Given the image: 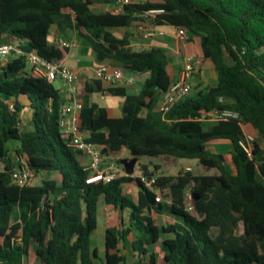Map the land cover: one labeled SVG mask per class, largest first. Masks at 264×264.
Returning a JSON list of instances; mask_svg holds the SVG:
<instances>
[{
  "label": "trees",
  "instance_id": "16d2710c",
  "mask_svg": "<svg viewBox=\"0 0 264 264\" xmlns=\"http://www.w3.org/2000/svg\"><path fill=\"white\" fill-rule=\"evenodd\" d=\"M115 2L0 0V43L19 40L22 50L0 68V264H29L32 253L36 264H94L99 256L92 236L102 199L118 213L128 212V224L107 228L102 264H126L121 244L133 251L135 264L161 259L164 264H264V147L256 140L249 156L240 145L245 127L264 140V0H132L120 13L93 7ZM152 9H164L154 17L156 24L183 28L190 41L198 39L202 56L217 72L215 84L191 92L165 115L160 100L177 80L169 54L162 47L131 45V28ZM54 24L76 28L98 60L117 62L133 74L149 72L138 93L122 86L105 89L98 78L85 82L81 128L89 141L106 156L128 150V159L161 157L166 165L195 159L216 171L156 175L159 165L152 171L142 163V175L156 178L152 188L133 174L90 181L82 155L60 127L68 98L28 63L32 51L49 59L64 57L68 48L49 42ZM113 29L125 32L119 36ZM103 90L124 98L122 116L111 117L91 101L92 92ZM22 98L33 110L31 125L23 128L18 125ZM224 109L238 116L215 122L197 118L203 110ZM217 139L231 142L235 170L225 154L208 149ZM18 155L41 183L16 184ZM126 185L137 188L135 197ZM153 212L172 220L160 224Z\"/></svg>",
  "mask_w": 264,
  "mask_h": 264
},
{
  "label": "crops",
  "instance_id": "0c3cea01",
  "mask_svg": "<svg viewBox=\"0 0 264 264\" xmlns=\"http://www.w3.org/2000/svg\"><path fill=\"white\" fill-rule=\"evenodd\" d=\"M136 1V0H135ZM103 3H95V7H100ZM109 5V3H106ZM111 7L113 4H110ZM107 11V10H105ZM103 12V11H97ZM73 18V16H72ZM146 17H144V20ZM143 21H138L135 26L131 28L132 36H131V45L135 49H143V48H151V47H162L164 48L167 53L169 54L170 58V72L172 78L178 79L182 75V71L184 69V62L187 56H191L196 63V72L195 74L189 79V82L192 86V92H199L205 90L207 87L215 84L217 82V72L214 67V64L209 59H205L201 54V46L198 39H194L189 41L188 43L181 42L177 37V28L171 25H159L154 22L156 25L154 35L151 37H143V35L138 30V25ZM113 31L119 35L123 36L125 30L124 29H113ZM66 38L68 40H72L74 45L68 48L67 52L65 53L64 57L61 59V62L73 68L77 74L78 78L76 79L74 86L77 89L76 93H70L68 90L67 84L58 79L63 84V88L60 89L62 95L68 98L67 104H71L75 101H80V94L83 91V86L86 81H90L96 78V71L97 69L103 65L108 64L110 68L114 67H122L119 63L114 61H100L97 58V55L93 49V46L89 40H87L80 32L74 28L73 26H64L60 28L57 24H54L50 29L49 34V42L50 44L57 45V41L59 38ZM6 38V37H5ZM15 56L12 54L10 59ZM124 80L120 81L117 84H109L102 81L103 87H125L129 93H138L144 84L145 79L149 76V72H144L141 74H133L131 72L124 71ZM194 78V79H193ZM131 79V80H130ZM197 80L196 83L194 81ZM159 99L161 98V94L157 93ZM90 99L93 102L98 103L100 106L106 107L109 116L111 117H119L122 116V106L124 104V98L120 96H114L108 93L106 90L103 91H95L90 94ZM21 101L24 105H28V101L26 98H22ZM23 127H29L22 124ZM249 131H253L247 128ZM86 134V132H84ZM87 136V135H86ZM223 146V147H222ZM208 149L215 153H223L227 156L224 152L225 149L228 148V153L232 150V144L228 140L217 139L211 141L207 145ZM128 152V150H122L120 152V156L123 152ZM121 156L120 158H122ZM123 159V158H122ZM16 158L14 159V165L16 164ZM150 169L153 171L156 169L154 162H151ZM3 167V164L0 163V168ZM187 168L189 166H186ZM126 191L129 192L134 197L137 195V188L131 185L125 186ZM101 213L102 217L99 216ZM128 212L118 213L112 206L106 204V202L102 199L99 203V212H98V220H99V227L97 231L92 236V248L97 250L99 259L94 260V264H102L101 259L104 258L106 253L105 248V233L107 228L109 227H120V225L125 222L128 224ZM152 216L158 221V218H168L169 220L164 219L160 224H165L172 219L168 214H160L157 212H153ZM101 230V231H100ZM98 231L102 232V244L99 243V233ZM101 237V235H100ZM135 237V233H132L128 236L129 240H133ZM101 239V238H100ZM101 245L103 248H101ZM122 248L121 252L127 256L126 253L129 252L132 255L134 260L133 264H135L136 256L134 255L133 251L128 248H123V244L120 245ZM156 251H159V247H155ZM37 258L32 253L29 257V264H36ZM127 264V263H126ZM159 264H164L162 259L160 260Z\"/></svg>",
  "mask_w": 264,
  "mask_h": 264
},
{
  "label": "built area",
  "instance_id": "2783aa9c",
  "mask_svg": "<svg viewBox=\"0 0 264 264\" xmlns=\"http://www.w3.org/2000/svg\"><path fill=\"white\" fill-rule=\"evenodd\" d=\"M129 3H132V0H116L111 10L120 13L124 10L125 5ZM163 12L164 9H152L146 12V20L138 25V30L143 37L148 38L154 35L156 28L154 17ZM177 37L184 43L190 41L188 32L183 28H177ZM18 43L19 40L12 43H0V68L7 64L12 54L19 55L22 53ZM57 45L63 48H70L74 45V42L61 37L58 39ZM28 63L35 75L45 77L52 82L61 79L67 84L70 93L77 92L73 83L78 78V74L73 68L64 65L61 60L49 59L38 54L36 51H32L28 53ZM195 65L196 63L194 62L193 57L187 56L181 77L172 82L169 88L163 93L159 103V111L162 114L165 115L174 105L191 94L192 86L189 79L196 72ZM124 77L125 75L122 68L114 67L111 69L108 64L101 65L96 71V78L112 85L120 83V81L124 80ZM10 108L13 110L15 109L13 103L10 104ZM81 108L82 103L80 101L64 105L62 107L60 127L65 133L70 135V141L68 144L83 151L82 157H85L84 169L88 171L89 180H103L105 182H110L118 176L126 174L125 169L120 168L115 162L116 158H120V154L116 156H106L102 152V147L88 140L86 134L81 128ZM200 114L201 116L197 117L198 119L211 122L227 120L238 116L236 112L228 109L214 111L203 110ZM18 125L22 126L20 122ZM256 140V132L249 131L247 127H245V137L240 141V145L249 156L253 155L254 142ZM16 160L13 171V178L16 184L19 186H27L33 183L37 177L28 167L25 157L23 155H18ZM187 169L191 168L188 167ZM141 179L145 182V185L150 188H152L156 181L155 177H149L146 175H141ZM188 197L190 199L192 198L191 195ZM157 200L161 201L162 197L158 195Z\"/></svg>",
  "mask_w": 264,
  "mask_h": 264
},
{
  "label": "rangeland",
  "instance_id": "374dc122",
  "mask_svg": "<svg viewBox=\"0 0 264 264\" xmlns=\"http://www.w3.org/2000/svg\"><path fill=\"white\" fill-rule=\"evenodd\" d=\"M95 9H96V11H105V10H111L112 7L110 4L108 5L106 3H103V4H101L100 7H98V6L95 7ZM124 71L128 72V70H126V69ZM196 82H197V80L194 81V83H196ZM53 84L59 90L63 88V84L58 79L54 80ZM73 84L75 85L77 83L74 82ZM193 94H196V92H193ZM21 104H22V107L18 113L19 121H20L21 125L24 124L25 126H28V125L30 126L31 122H32L33 110L30 106L24 105L22 101H21ZM21 127L23 128V126H21ZM257 141H260L262 146L264 147V140L260 139V137H258V135H257ZM15 144L16 143L13 140L9 142V146H11V147L15 146ZM224 152L227 154V163L232 167L233 170H235V167L231 162V155H230V153H228V148L225 149ZM121 156H123L122 158H129L131 155L129 152L125 151V152H123V154ZM121 156L119 155V157H121ZM115 162L117 163V165L120 168H124V165L121 163V160L118 161L116 158ZM151 162H154V164L159 165V168L156 172V175H160V174L174 175V174L178 173V171L181 169H187L186 166H189L192 169V171L195 173H214L216 171L215 169H212V168L205 169L195 159H182V158L174 159V160H172L171 165H166L163 162V158H161V157L141 156L139 158L138 162L136 163L133 175L141 176L142 175L141 164L147 163L151 166L152 165ZM41 181H42V177L39 176L34 180V183L35 184L41 183ZM99 216L102 217L101 213H99ZM164 219L169 220L168 218H161L160 217V218H158V222H162ZM100 231H98L97 233H99V243L102 244V232H100ZM100 235H101V237H100ZM101 248H103L102 245H101ZM126 255H127L126 256V263L127 264H133L134 260L132 258V255L129 252H127Z\"/></svg>",
  "mask_w": 264,
  "mask_h": 264
},
{
  "label": "water",
  "instance_id": "95a60500",
  "mask_svg": "<svg viewBox=\"0 0 264 264\" xmlns=\"http://www.w3.org/2000/svg\"><path fill=\"white\" fill-rule=\"evenodd\" d=\"M102 152L105 154L104 149L102 150ZM78 154L83 156V151L79 150ZM84 158L85 157H83V160L81 161L82 163L84 162ZM137 162H138V157H133L132 159H128V158L121 159V163L124 165L125 172H126V174H129V175L134 173L135 166H136ZM193 203H194V201H190V202H188L187 205L191 206Z\"/></svg>",
  "mask_w": 264,
  "mask_h": 264
}]
</instances>
